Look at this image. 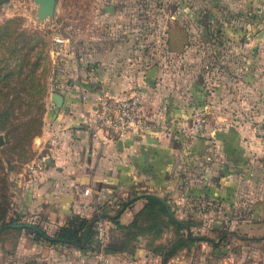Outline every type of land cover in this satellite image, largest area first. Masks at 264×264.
Segmentation results:
<instances>
[{
    "label": "crops",
    "instance_id": "0c3cea01",
    "mask_svg": "<svg viewBox=\"0 0 264 264\" xmlns=\"http://www.w3.org/2000/svg\"><path fill=\"white\" fill-rule=\"evenodd\" d=\"M190 15L196 27L195 40L190 47L195 51L196 78L190 84L188 106L177 101L171 103V97L167 96L163 109L154 107L158 97L152 98L153 82L145 77V82L141 83L143 80L133 71H120L114 59L101 57L90 69L73 61L68 64L66 73L50 77V85L62 96V101L59 107L45 102L43 118L48 120V125L33 140L36 159L43 162L42 172L28 178L22 167L14 173V180L21 189L13 206L26 212L25 219L38 223L47 235L51 236L59 225L72 217L92 220L102 214L107 264H150L146 262L149 259L146 251L141 248L132 253L105 249V244L113 241L115 231L110 217L115 215L118 222L127 223L142 205L143 194L152 193L161 198V188L158 192L149 190L156 187L153 173L158 172L163 163L171 161L172 150L181 147V143L190 144V153L195 156L206 142L210 144H206V149L219 146V139L223 140L225 150L231 146L227 142L232 131H238L239 135V143L237 140L232 143L236 150L254 158V176L249 179L234 173L239 165L230 167L227 158L222 160L218 173H215L216 168L209 167L207 186L198 195L211 199L212 205L200 210L213 209L216 207L213 200L220 199L222 209L227 212L223 218L227 227L218 237L225 235L238 242L240 252L229 255L223 264H257L264 253L258 248L264 243V140H258L250 132L254 119L264 114V35L257 36L264 27V0H206L203 7L198 3ZM218 19L222 22L220 28ZM218 32L221 38L215 36ZM233 43L244 50L240 60L230 57ZM116 46L129 49L123 42ZM215 49L229 51L223 53L226 55L223 65L230 72H221L219 79L215 78V62L207 58L209 51ZM235 65L239 72L233 76L231 67ZM134 78L140 83L137 91L141 94L142 115L151 120L150 123L146 120L148 127L129 130L119 143L92 137L81 115L93 108L101 94L120 96L130 92ZM203 112L207 118H203L201 125L195 124L196 117ZM172 113L180 114L181 125L189 121V127L205 126V139L198 138L202 135L200 131L188 139L183 129L172 131V122H168ZM184 138L188 143L183 142ZM84 187H88V193L83 192ZM127 198L130 202L119 207L117 202ZM92 234L93 231L91 242ZM79 243L33 239L31 234L20 230L14 243L0 248V264H88V254L93 247L85 246L86 240L83 246ZM175 260L173 264H185L182 255Z\"/></svg>",
    "mask_w": 264,
    "mask_h": 264
},
{
    "label": "rangeland",
    "instance_id": "374dc122",
    "mask_svg": "<svg viewBox=\"0 0 264 264\" xmlns=\"http://www.w3.org/2000/svg\"><path fill=\"white\" fill-rule=\"evenodd\" d=\"M198 3L200 7H203L206 0H55L53 13L39 17L37 3L33 0H6L0 3V24L6 18L16 16L18 19L10 27L9 33L12 28H15L17 31L22 30L33 37L31 43L34 42V47H37L36 49L40 52V63H42L38 66L37 71L40 66L44 67L42 77L45 81V91L41 97L44 103V112L46 103L48 101L53 103L50 99V92L54 91L50 85L52 74L66 73L68 64L73 61L81 63L88 69L93 68L101 57L117 61L120 71H133L134 75H138L143 80L140 81L141 83L145 82V77L150 79L155 87L153 92L156 94L152 93V98L158 97L154 107L161 106L163 109V105L168 101L165 100L167 96L171 97V103L177 101L185 106H188V101L191 100L188 97L190 84L196 78L194 66L196 61L193 55L195 51L190 47L192 41L195 40L196 35L193 33L196 31V27L190 11L197 8ZM106 5L111 7L110 11L104 9ZM54 36L61 37L64 42L54 41ZM16 39L17 36L11 35L4 38L3 43L6 44ZM122 42L124 45L128 44L129 49H120L118 48L120 46H116ZM224 52L229 53V51L221 49L210 50L207 57L211 62H215L216 79H219L221 72L223 74L230 72L227 70V66L223 65V56H226L223 55ZM6 53L0 48V56ZM243 53L244 50H240L238 43L232 44L230 52L232 60L242 59ZM13 61L14 57L8 58V65L12 66ZM110 63L113 62L110 61ZM149 69L153 70L152 77H148L146 74ZM231 71L230 75L238 74L237 65L231 67ZM133 81L134 87L130 88V92H138L137 85L140 83L136 78ZM138 93L140 94V92ZM236 104L238 105L239 101ZM44 112L41 115V127L37 135L41 133L44 126L48 125V120L43 118ZM179 115L169 114L168 122H172L170 123L173 125L172 131L176 133L183 129L187 139L200 131L202 135H199L198 138L205 139L204 135L207 134L204 130L205 126L191 125L192 128L187 124L189 121L181 125ZM237 115L240 117L239 114ZM263 116L264 114L254 119L250 131L255 138L262 141L264 138L259 136L256 124ZM203 118H207L206 113H199L194 123L201 125ZM166 119L164 118V122ZM216 119L221 120L220 117H216ZM148 121L150 123L151 120ZM0 135L3 138L1 131ZM35 136L22 154L8 151L5 153L0 149L1 161L7 172V194L11 206L14 201H18V192L21 189L20 184H16L14 180V173L22 167L24 168L25 163L36 159V148H33ZM185 140L184 138L183 142ZM234 140L239 143L238 131H232L227 142L231 145L228 149L224 150L223 140L219 139V146H212L208 149H206V144H210L206 142L197 156L191 155L190 144L184 146L185 143H181V147L172 150L171 161L163 163L160 170L153 173L155 175L153 184L156 187L149 190L158 192L161 188L160 195L166 197L172 215L183 220L188 226L178 229L163 218L165 223L157 219L159 225L150 228L147 232V228L144 227L149 225L147 224L149 220L140 217L139 221L143 222L140 227L143 228L144 233L139 234L138 227H133V231L137 234L131 243L133 247L136 246V248L146 251L145 254L149 257L146 262L153 264L161 259L162 262L159 264H166L168 260L167 264H173L177 262L175 257L182 255L185 264H218V262L223 264L224 259L227 261L229 255L231 257L234 254H239L240 244L238 242L232 241L225 235L218 237L227 227L223 223L227 212L222 209L220 199L213 200L216 205L213 209L201 211L200 208L206 209L205 206L212 205L209 202L211 199L196 194L197 189L201 191L207 186V169L209 167L216 168L215 173H218V167L226 158L230 159V167L234 168L239 165L238 170H233L234 173L238 172L242 176L252 179L254 158L244 151L238 152L232 144ZM186 141L188 143V140ZM232 152L235 154H230ZM238 158L239 162H237ZM9 171L12 173L11 176ZM15 208L17 209V207ZM25 218L23 217V219ZM25 220L29 221L30 219ZM189 231L192 234L201 235L203 238H194L191 242H185L182 247L174 248L170 255H165L170 251L176 239H182L184 233ZM120 233V229L115 227L113 240L119 238ZM15 236L16 232L13 230H5L0 233V248L4 244L14 243ZM258 248L260 251L264 250V243H261ZM262 253L257 264H264Z\"/></svg>",
    "mask_w": 264,
    "mask_h": 264
},
{
    "label": "trees",
    "instance_id": "16d2710c",
    "mask_svg": "<svg viewBox=\"0 0 264 264\" xmlns=\"http://www.w3.org/2000/svg\"><path fill=\"white\" fill-rule=\"evenodd\" d=\"M18 17L6 18L0 24V48L7 53L0 56V131L3 134V143L0 146L3 152H16L22 154L30 144L33 136L40 132L41 115L44 112V103L41 100L45 91V81L42 77L44 67L40 66L41 55L34 42L33 37L27 35L22 30L11 29ZM218 28L222 26L221 19H218ZM216 28V27H215ZM207 31V24L204 25ZM219 29H216L218 31ZM11 35L17 36L16 40L3 43L4 38ZM215 36L221 38V35L215 33ZM5 44V45H3ZM35 48V49H34ZM34 49V50H33ZM44 56V55H43ZM14 57L13 65L9 66L8 58ZM191 101V100H190ZM188 102L190 104L191 102ZM7 172L0 157V233L5 230L17 231L24 230L31 234L33 239H47L49 242L60 243H79L82 240V233L90 219H84L78 216L70 218L65 224L59 225L53 234L47 235L44 229L36 222H29L23 219L26 212L22 209H16L8 199L7 194ZM200 190L197 189L198 193ZM203 191V189H201ZM200 191V192H201ZM144 201L142 205L134 212L132 218L127 223H120L115 215L110 217L114 226L120 229V237L105 244L106 250H119L132 253L136 246L131 243L135 239L137 232L133 227H138L139 234L144 233L141 228L140 217L147 218L149 224L144 227L147 232L149 229L158 226L159 222L167 221L178 229L186 228L188 225L181 219L172 215V211L166 202V197L159 198L155 194H143ZM129 199L118 201V206H126ZM151 221V222H150ZM11 223L18 224L12 225ZM165 223V222H164ZM30 224L36 229L25 226ZM91 228L87 233L86 244L89 248L93 247L91 242ZM42 234H45L44 237ZM194 238H203L201 235L192 234L190 231L184 233L182 239H176V242L165 255H170L174 248L183 246L185 242H191ZM131 239V240H130ZM206 239V238H205ZM138 248V247H137ZM136 248V249H137ZM133 249V250H132ZM159 259V263H161Z\"/></svg>",
    "mask_w": 264,
    "mask_h": 264
},
{
    "label": "built area",
    "instance_id": "2783aa9c",
    "mask_svg": "<svg viewBox=\"0 0 264 264\" xmlns=\"http://www.w3.org/2000/svg\"><path fill=\"white\" fill-rule=\"evenodd\" d=\"M53 40L64 42V39L58 36H54ZM140 99V94L135 91L120 96L101 94L95 99L93 108L81 115V121L89 130L90 135L96 139L120 140L131 129L148 127V123L142 115ZM256 130L259 136L264 138V116L256 124ZM42 170L43 162L40 159H32L25 163L23 173L31 178L39 175ZM83 192L88 193V187H84ZM92 231L93 248L88 254V264H107L103 251L106 230L101 217L98 216L94 219Z\"/></svg>",
    "mask_w": 264,
    "mask_h": 264
},
{
    "label": "water",
    "instance_id": "95a60500",
    "mask_svg": "<svg viewBox=\"0 0 264 264\" xmlns=\"http://www.w3.org/2000/svg\"><path fill=\"white\" fill-rule=\"evenodd\" d=\"M6 0H0V3L4 2ZM35 3H37V14L39 17L44 16L45 14L51 15L53 13V6H54V1L55 0H33ZM10 5V3H9ZM3 6H5L3 4ZM104 9H106L107 11L111 10V7L109 5H106L104 7ZM264 35V27L258 32L257 36L261 37ZM152 69H149L148 71H146V74L148 77H152ZM50 99L51 101L54 103V105L56 107H59L61 105V101H62V96L56 92V91H52L50 92ZM3 142V138L0 135V144ZM120 140L117 139V143H119ZM159 197V196H158ZM160 198V197H159ZM103 215L101 214L99 217H102ZM95 218H93L92 220L89 221V223L87 224V226L85 227L83 234H82V240L79 243V246H83L86 240V236H87V232L89 230V227L91 225V223L94 221ZM12 225H18V224H14L11 223ZM25 226L31 227L33 229H36L34 226L30 225V224H25ZM1 229V227H0ZM44 237H46L45 234H42Z\"/></svg>",
    "mask_w": 264,
    "mask_h": 264
}]
</instances>
